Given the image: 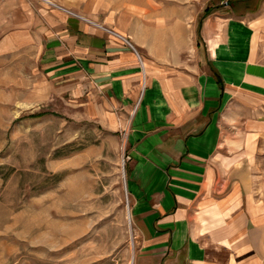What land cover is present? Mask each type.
<instances>
[{
    "label": "crops",
    "instance_id": "crops-1",
    "mask_svg": "<svg viewBox=\"0 0 264 264\" xmlns=\"http://www.w3.org/2000/svg\"><path fill=\"white\" fill-rule=\"evenodd\" d=\"M79 1L19 0L0 60L121 142L134 264H264V0Z\"/></svg>",
    "mask_w": 264,
    "mask_h": 264
},
{
    "label": "rangeland",
    "instance_id": "rangeland-1",
    "mask_svg": "<svg viewBox=\"0 0 264 264\" xmlns=\"http://www.w3.org/2000/svg\"><path fill=\"white\" fill-rule=\"evenodd\" d=\"M18 1L0 0V35ZM28 54L0 60V264H134L121 142L62 110L27 107Z\"/></svg>",
    "mask_w": 264,
    "mask_h": 264
},
{
    "label": "built area",
    "instance_id": "built-area-1",
    "mask_svg": "<svg viewBox=\"0 0 264 264\" xmlns=\"http://www.w3.org/2000/svg\"><path fill=\"white\" fill-rule=\"evenodd\" d=\"M44 1H45V0H44ZM48 4L51 5V6H55V5H53L52 3H50V2H48ZM55 7H57V6H55ZM116 36L119 37V38H121V39H123L121 36H119V35H117V34H116ZM123 40L125 41V43H127L128 46H130L131 49H133V47L131 46V44H130L127 40H125V39H123ZM133 50H134V49H133ZM138 61H139L140 67H141V69H142V68H143V65H142V62L140 61L139 57H138ZM144 83H145V80H144V76H143V78H142V86H144ZM126 158H127V157H126Z\"/></svg>",
    "mask_w": 264,
    "mask_h": 264
},
{
    "label": "trees",
    "instance_id": "trees-1",
    "mask_svg": "<svg viewBox=\"0 0 264 264\" xmlns=\"http://www.w3.org/2000/svg\"><path fill=\"white\" fill-rule=\"evenodd\" d=\"M210 11H211L210 9H205L203 16L208 15L210 13ZM203 16H202V18H203Z\"/></svg>",
    "mask_w": 264,
    "mask_h": 264
},
{
    "label": "bare ground",
    "instance_id": "bare-ground-1",
    "mask_svg": "<svg viewBox=\"0 0 264 264\" xmlns=\"http://www.w3.org/2000/svg\"><path fill=\"white\" fill-rule=\"evenodd\" d=\"M133 260H134V257L132 258V260H131L130 264H133Z\"/></svg>",
    "mask_w": 264,
    "mask_h": 264
},
{
    "label": "water",
    "instance_id": "water-1",
    "mask_svg": "<svg viewBox=\"0 0 264 264\" xmlns=\"http://www.w3.org/2000/svg\"><path fill=\"white\" fill-rule=\"evenodd\" d=\"M226 5H227V3H226Z\"/></svg>",
    "mask_w": 264,
    "mask_h": 264
}]
</instances>
